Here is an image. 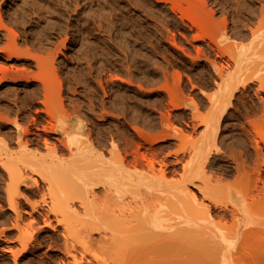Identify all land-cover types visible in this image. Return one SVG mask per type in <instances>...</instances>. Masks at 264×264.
<instances>
[{"label": "bare ground", "instance_id": "obj_1", "mask_svg": "<svg viewBox=\"0 0 264 264\" xmlns=\"http://www.w3.org/2000/svg\"><path fill=\"white\" fill-rule=\"evenodd\" d=\"M140 1L135 4H137L140 11L147 18H157L158 15H156V8L159 7V5H161L163 9L165 8L164 10L168 8L167 11L169 10L173 12V14L178 13L177 15H179V20L176 21V23L179 22L178 26L180 29L187 28L189 30L193 29L194 27H198L197 32L198 30L200 31L199 33H197V35H194L196 33H193L192 36H194V38L191 36L193 40L204 41L207 46L206 47L204 45V47H206V50H208L207 48H209L211 51H216L215 53L218 55V57L222 59L223 57H228V59H224L226 64H223L219 62L218 59H213L211 58V56L206 54L204 52L205 48L202 49L201 46H199L200 48L196 46V51L198 53V55L196 56L199 57V59L201 57H204V59L206 60L205 62H208L209 65H211L210 73L211 78H213L212 80H214L213 83H217L216 78L222 79L223 82V85L221 86V93L217 95V97L211 96V103L213 104L214 109L211 114H209V117H199L201 119L200 122L198 121L199 118L194 116V120H197L198 123L200 122L202 126L205 127L206 134L203 132L204 137L207 138L205 141H208V139L211 138V151H208L209 143H207L208 145L206 144V146H204L206 142L202 140L203 144H201L204 146V148L202 145L199 148L197 147L198 149H196L195 153L193 152L195 156H191L194 161H196L194 162L193 159H191L190 157V160H188L187 164L183 165L185 168L184 170L186 172L188 170L191 177H189L188 179L186 178L185 180L183 179V181L180 180L179 183L175 184L169 190L168 199L166 201L153 204L149 203L140 206L137 202L134 201V199L127 200V195L135 193V191L141 186V183L136 182V179L133 178L134 169H137L139 166H147L154 173V179L157 180L160 177H165L166 169H164V166L167 165L166 161L168 159L167 157H164L162 160L157 158L158 154L156 152H158L157 150L159 149H155L156 144L154 143L161 141L165 144L164 141L178 139L181 137L183 130L180 126L175 125V123L173 124L171 122L172 120L169 119V116L166 117V115H164L163 113V115L161 114L162 119H160L162 120L164 127H162V131H164L162 132L160 130V134H148L143 129H141L142 125L134 126V124L132 123L139 122L137 116H139L140 114H137V116L133 115V111H131L132 106L130 107L128 104L129 98L127 96H124L123 94V97L122 95H120L121 97L118 96V99H116L115 96L114 98L111 97L112 101L110 100V108H115L117 111H119L118 113L113 112L114 110H112V112L110 111V109L106 110V106H108L106 100L109 99L107 98L109 97L107 95V91L105 92V98H102V101H100L102 102V108L104 109H100L101 111H104H102L103 114L101 112L102 115L99 114V112H94L96 109L94 107V101L91 97L89 103L86 104H79L77 102V98L72 99L71 97L70 100L67 99L69 100L68 103V101L63 98L62 93L63 90H65V83H67L66 85H68V88L71 89L70 84H72V81H74L75 78L72 75L73 72L70 73V71L73 69L74 66H72V69L69 72L66 70L67 73H64V78H61L62 72H58L60 74H57V60L59 54L63 53V49H66L67 47V36L69 35L66 34L67 36H65V39L60 38L62 40L58 41V38L56 40L58 42H53V40L51 39L52 37L47 32L43 31L42 22L43 17L45 16L44 10L40 6L28 7L30 0H14L13 2L15 3L12 4V6L10 7L15 8L14 10H11L12 12L9 11L11 12L8 15L9 19L12 18L11 20L17 22V25H19L18 23H23L24 25L29 24V28H31L29 32H27L28 29L25 30V33H23L25 34V37L24 39H22L20 38L19 34L14 31V29L12 30L8 26V23L6 22L7 20L5 19L4 14L1 12L0 6V34H2V36L6 39L5 43L3 42L4 44L0 45L2 46L0 47V56L3 54V56L5 55L4 57H6L5 59H7L8 61L16 59L18 63L19 61H22L23 64L28 65H25L26 67H28L27 69L26 67L20 69L18 66L11 65L9 68L6 67L5 64H0V85H3V83H5L4 86H7L8 88V92L6 93H9L7 96L9 100L5 99V96L0 99V194L2 192L7 203V209H5V205H2V203L0 202V224H7V226L4 227L3 225H1L2 229L0 227V239L9 240L11 235L17 236V241L20 242L19 244H21L22 248L14 250L9 246V248L7 249L13 253L16 262L21 259L20 255H23L24 251L27 252L30 250L29 254H34L36 251H38V249H41L40 247L44 243L45 238H47L46 236H44L46 228H43V226H39L40 224L37 222V218L40 216L44 218V227H51L54 231L61 232V236H63L65 242H67L65 246L66 248L62 250L63 256H61L59 264H68L69 262H72L73 264H112V261H114L113 264H115V261L117 260L122 261V264L129 263L130 261L135 260L140 256H146L150 253L153 247H156L158 245H162L159 249L160 251L156 250L158 252L154 254H149L150 257L147 259L146 262L144 261L145 264H218L219 262H223L227 259H229L228 264H238L239 257L240 259H242L241 255L245 252L244 249H246L245 245L247 244V238L249 236V227L246 222V217L248 216L247 205L243 203L244 199L238 190L232 189L231 191L230 189L229 194L232 195V199L234 202L231 205L232 208L229 207V209L231 210H229L227 204L220 197V195L222 194V190H220V188L218 190L217 188L215 189L214 187H212V180H219L222 175L223 180L224 175H227L229 172L228 169H231H227L225 167L226 165L221 166L219 164L221 163L219 162V160L221 158H225L227 161L226 157L231 158V155L228 156V154H230L234 149H232L229 153L225 151V153L220 154V149L219 145L217 146V142L219 139H221L222 141H224L225 139L221 137L223 132L222 128L224 126V122L231 115V109L235 108L234 100L240 98H237V93L241 89H243L246 93V91H248V89L255 82V80L260 81V86L258 85L259 88H257L258 86L256 87L255 93L259 96L261 92H264V80H262L264 77V51L260 53V56L257 61L247 62L246 59L242 56L243 54L247 53L246 48H241L239 51L237 48H235L237 47L239 41H243L249 36L253 39H257L259 37L264 36V0H142L141 3ZM209 1H211V3L213 4V7L209 3ZM19 3L21 5L22 10L20 8ZM92 3H97L95 5H100L101 0L66 1L65 5H68V9L73 10V16L75 15V18H67L68 20L70 19L68 22H70L71 24H73V26L76 27L75 32L77 31L79 33L82 31V26L86 24V22H84V19L88 16L89 12H91L92 10L94 11V9H91ZM209 4L211 7L209 6ZM97 7L98 6H95L93 8L98 9ZM101 7L99 9H101ZM16 8L21 11L18 12ZM108 8L110 7L108 6ZM106 9L107 8H105V10ZM24 10H26V14ZM97 12L100 13L99 10ZM107 13H104L105 16L107 15ZM164 13H162V15ZM99 15L98 18H100ZM162 15L160 14L159 16ZM100 16L102 17V14ZM112 16L111 19L109 18V20L111 21L113 19ZM163 19L160 20L163 21ZM104 20L105 17L103 21ZM158 20L159 18L154 20L155 22H157V24L153 23L157 27L155 28L156 30H154L156 31L154 32L155 34L160 29L157 26L159 22ZM166 20L169 21V18L165 17V22ZM98 21H100L99 24H104L101 23V20ZM118 21H121V19L119 18ZM95 23L97 22L95 21ZM255 24L258 27L261 26V28L259 27V30H255L254 28H257H253V25ZM102 25L101 27L103 28ZM222 25H224V27H222ZM109 26L108 28H110ZM111 26L114 27H112L113 29L116 28L114 24ZM163 26L165 27V25L162 24L161 29ZM174 26H176V24ZM217 26H220V28H222H219V30ZM143 27L144 26H142V28ZM215 27H217L218 31H222V29H224L223 33H221L222 35L214 33L213 29ZM118 28L119 27L117 26V29ZM175 28L177 29V26ZM130 29L133 32V37L137 38L136 40H139L141 44L144 45L148 43V37L147 34L144 33V30L141 31L142 29L138 28L135 25L131 26ZM195 29L194 31H196ZM120 30L121 29L119 28L118 31ZM101 33L103 34V32ZM77 34L76 36L74 34L72 35L77 38V36H79ZM162 34L164 35V33ZM172 34L175 33L172 32ZM184 34L185 36L182 35V37L184 36V38H186L188 34ZM215 34L218 35L216 36ZM81 36H83L84 38V36L87 35L85 34ZM148 36H150V34ZM172 36L174 37L175 35ZM218 36L221 40H218ZM242 38L244 39L242 40ZM193 40L187 39L186 42H190ZM21 41L23 42L21 43ZM175 41L176 39H174V43L172 44L176 45L177 43ZM0 43L2 44V42ZM178 47L180 48V50L182 49L185 54L190 56L191 59H193L192 62L197 60L195 59V55L193 57L192 53L189 54L190 51L187 52L188 50L185 49L186 47H182L180 45ZM194 49L196 48L194 47ZM106 50L107 49H105L104 51L108 52ZM210 50L208 53H210ZM76 51L78 52V50ZM134 53L131 56L132 61L136 59V54ZM254 53H256L257 55V51H254ZM83 56L84 55H82V57ZM113 57L115 56L112 55V58ZM115 59L117 60V56ZM168 63H170V61ZM64 64L66 65V63ZM92 65H89L88 67L85 66L86 68L82 69L86 70L87 73L92 72L93 75V73L95 72L93 69L95 68H93L94 65ZM118 65L119 64L117 63V66ZM130 65H127L125 67H128L130 69L129 72L131 73L132 71ZM133 65L134 62L132 66ZM29 66L30 68H36V71H38V73L35 74L33 72L35 74L34 76H32L33 74H30L31 76H28L26 72L28 71V69H30ZM75 67L77 68L78 66L76 65ZM70 68L68 66V69ZM97 68H99V64ZM108 68L110 69V67ZM128 68L125 69L128 70ZM109 69L107 71H116L115 69V71L113 69ZM156 69H158V67H156ZM238 69L239 71H241V76L239 80L230 81L229 77L232 73L231 71H237ZM33 71H35V69H33ZM47 71L48 75H44V72ZM80 71L77 74H81ZM253 71L256 72L257 76L256 74H254V76L247 77L248 72ZM31 72L29 70L28 73ZM163 73H165V75L167 74L166 71ZM77 74L75 73L74 76L76 77ZM84 75L85 73L82 76ZM107 75L108 77L110 76L109 73ZM115 76L117 75L115 74ZM108 77L106 79L111 80L108 79ZM110 78L114 79L115 77L112 76ZM119 78H122L124 83L133 86V83L131 82L132 80L125 81V78L119 76L116 79ZM79 80H82V78H79ZM75 81L77 80L75 79ZM19 82L24 83V85L23 87L21 86L22 88H20L19 90H16L17 87L15 83ZM78 83L81 82L79 81ZM82 84L85 85V81ZM140 89H142V87H140ZM102 90L104 89L102 88ZM169 90L170 89L167 88V91ZM201 92L204 95V93H206V90H204L203 88ZM245 93L244 95H247V93ZM65 101H67L68 104L65 103ZM261 101L260 102L262 103L264 109V97H261ZM240 103L243 104L242 106L244 107L245 113L244 111L240 110L241 112H239L238 115L240 118L243 117L245 119H248V115H250L251 117V114H254V111L252 109L253 113H248V111L250 112V110H247V105L244 101V98H240ZM171 104L173 106V109L176 110L181 109L183 104L185 105V103H183L180 99L174 98L173 95L171 96ZM93 113H97V117H99L98 115L102 117L104 115L108 116L110 114V118L114 119L113 122L117 121L118 119H121V114L123 115L122 117H124L123 120H125V122L129 123L133 121L131 124L129 123L130 126L133 127L131 128L135 130L139 137L150 143V154L152 153V156H148L146 153L142 152V143H140V141L136 142V140L130 137V135L128 134L129 132L127 133V131L124 132L123 130H121L123 132H120L119 128L117 127L115 130L116 135L113 133L114 131L109 132L107 131V129V133H105V131L102 130L103 128L101 129L99 127L101 121L103 122L102 118H104L105 116L102 117L101 120L99 118V120L96 119L97 121H100V123L98 122V125L97 121L93 122L92 124L88 116L91 118L90 115H93ZM148 117L149 116H147V118ZM239 117L237 118L239 119ZM145 119L146 116L144 117V120ZM250 122L251 121L246 120L244 123H242V126L239 127H242L241 129H243L244 132L251 133V129L250 127H248L250 126ZM139 126H141V128ZM109 127L111 128V126ZM127 130L129 131V129ZM243 134V136H245V133ZM239 135L241 134L239 133ZM120 139H122L123 141H121L124 145L123 150L121 149L120 144L118 142ZM237 139H239V136ZM238 142H240L241 145H244L242 144L244 143V141ZM227 145L228 144H226V146ZM231 145H228L227 147H231ZM260 145L258 143L254 145L257 156L255 155L256 157L253 158L261 160H253V162L255 161L259 167L256 166L257 164H253V166L255 165V168L253 167L252 171L258 169V174L260 172V176H263L264 151L261 148L263 146ZM214 146L216 147V152L215 150L213 152ZM143 147H145L146 149V146ZM203 150H205V152ZM235 150L233 152L237 153L236 155L238 156H235L237 157L236 159H238L240 158L239 154L241 151L243 154V150H239V153L235 152ZM175 154V159H173L171 162L173 165L176 166L182 162V158L179 157L178 152H176ZM218 156H220V158ZM236 159L234 160L233 158V161L237 162V165L235 164V166L238 167L235 169L239 170V174L243 171L245 172L250 169L249 172L247 171L246 176H248V173L251 172V167H248L249 164L247 163V160L244 158L247 164L244 163L242 165V162H240L239 159ZM244 159L242 158L241 161H243ZM200 160L203 162H201ZM189 161H193V164H191ZM157 163L162 166L160 169L157 168ZM201 165L202 167H204L205 170L201 168ZM244 165L245 167L247 166L249 169L247 167V169H244ZM207 166H210L211 168H209L211 170V188L205 181L201 179L200 172H210V170L207 169ZM242 167L244 168L242 169ZM240 168L243 170L242 172ZM238 172H235L236 176H238L237 178L239 182H237L241 183V181L243 180H240L239 177L242 179L243 174L245 175L246 173L243 172L241 177V175L239 176ZM232 175L234 176V174ZM246 176L243 177L245 180H247L245 178ZM257 178H259V176ZM257 178L255 180L253 179L254 183L258 181ZM197 179H199V181L201 180V184L196 183V181L198 182ZM260 179L263 182V184H261L262 182L260 181V186L263 189H257L261 190L259 191L261 192L259 193V234L261 238V244L258 258L259 264H264V176ZM248 182H250V180ZM258 184L259 183L254 185L255 188ZM193 188L198 189V192L195 191ZM43 189L49 194L50 197V200L48 199L49 202L47 201L48 203H45L46 207L44 205V207H41L40 203L42 201L39 203L36 200H33L34 197H37V193L39 194L40 191H42ZM44 191H42L40 195L45 194V197L47 198L48 194ZM199 192L200 194H202V196H204L202 197L203 199L200 198ZM45 197H43V199ZM205 199H208L210 203H207ZM45 201L43 200V203ZM24 203H28V206H30L31 210L25 209V205H23ZM214 206H227V210H229V212L233 214V222L231 225V229L227 228L226 230L221 231V229H217L218 227L216 228L217 223H215L216 220L211 212ZM25 214H28L31 218L25 219ZM163 217H166L167 222L160 223L159 221ZM52 218L55 222H57V224L54 225ZM171 219L173 220V222H170ZM233 229L235 231H232ZM227 231H229V233ZM32 241H35V243L33 244ZM0 242L2 241L0 240ZM177 245H181L182 247L184 246L185 250L178 253H173V248ZM78 246L84 249H88L91 246H97L103 251V253H101L106 254V257L108 255L109 258L107 257L108 259H106L105 255L103 258L101 254L99 255L97 253L93 255V259L86 258L85 255L79 256V249H77ZM241 251L244 252L242 253ZM46 254L49 256L50 253L47 252ZM22 257L23 259H25L26 256ZM109 259H111V261Z\"/></svg>", "mask_w": 264, "mask_h": 264}, {"label": "rangeland", "instance_id": "obj_2", "mask_svg": "<svg viewBox=\"0 0 264 264\" xmlns=\"http://www.w3.org/2000/svg\"><path fill=\"white\" fill-rule=\"evenodd\" d=\"M8 1L9 0H3V1L0 0L1 12L4 14V17L7 20L6 22L8 23V26L12 30L14 29V31L19 34L20 38L24 39L25 34H23V33H25V30H27V29H28L27 32L30 31V29H31V28H29L30 25L29 24L24 25L23 23H18L19 25H17V22H14V20H11L12 18L9 19V17H8L9 13H11L12 12L11 10H14V8H15V7L13 8L10 6H12V4H14L15 2H13L14 0H10L9 1L10 3H9ZM66 1H68V0H30V3L28 4L29 5L28 7L40 6L44 10L45 16L43 17V22H42L43 23L42 24L43 31L47 32L52 37L51 39L53 40V42L56 43V42L62 40L60 38L65 39V36H67L66 34L69 35V36H67L68 37L67 47H66V49L65 48L63 49L64 54L63 53L59 54L60 58L58 57V60H57L58 61V63H57L58 65L56 64L57 65V74H60L62 72L61 78H64L63 77L64 73H67V71L69 72L72 69V66H74L73 69L70 71V73L73 72L72 75L77 81H75V79H74V81H72L73 85L70 84L71 89H69L68 85H66L67 83H65V85H64L65 90H63V93H62L63 98H65V100H67V99L70 100L71 98L72 99L77 98L78 99L77 102L79 104H81V103L86 104V103H89V100L91 97L94 101V104H95L94 107L96 110L94 112H97V113L99 112V114H101V112L104 109L102 108L103 105L101 104L102 102H100V101H102V98H105V92L107 91V93H108L107 95L109 96L107 98H109V99L106 100L107 105H108V106H106L107 107L106 110L110 109L111 112H112V110H114L113 112L118 113L119 111H117L115 108H113V107L110 108V106H111L110 100L112 101V98H114L115 96H116L115 98L118 99V96L121 97L120 95L123 94L124 96H127L129 98L128 104L130 107L132 106L131 111H133V115L137 116V114L138 115L140 114L139 116H137L139 122H133L132 121L133 123L129 122L130 124L132 123V124H134V126L135 125H142V128H141V126H139V127L141 129H143L146 133H148V134L154 133V135H157V133L160 134L162 129L164 128L162 120H161L162 119L161 114L163 113L164 115H166V117L169 116V119L172 120L171 122L173 124L175 123V125L180 126L181 129L183 130L181 137L178 139H171L169 141H164L165 144L161 141L154 143V144H156V147L154 145L155 149H159V150H157L158 152H156L158 154L157 158L162 160L164 157H167V159H168L166 161L167 165L164 166V169H166V174H165L164 178L160 177L157 180L154 179V173L147 166H139L137 169L133 170V178L136 179V182H140L141 186L135 191V193H131L130 195H127V200L134 199V201L137 202L140 206H143V205H146L149 203L153 204V203L164 202L168 199L169 190L175 184L179 183L180 180L183 181V179L185 180L186 178L188 179L189 177H191L189 171L187 170V172H188V174H187V172L184 170L185 168L183 165L187 164V162H188V160H190L191 156H195L194 153H195L196 149L201 147V145L203 144L202 140L205 141L207 139L203 135L206 132V130H205V127L202 126V124L200 123L201 119L199 117H202V118L209 117V114H211V112L214 109L213 104L211 103V96L217 97V95H219L221 93V89H222L221 86L223 85L222 79L216 78V77L215 78L217 80V83L216 84L213 83L214 80H212L213 78H211V73H210L211 72L210 71L211 65H209L208 62L207 63L205 62L206 60L204 59V57L203 58L201 57L199 59V57L196 56V55H198V53L196 51L197 47L201 46L202 49L205 48L204 52L206 54L211 56V58H213V59H218V61L223 63V64H226L225 60L228 59V57H223V59H222V58L218 57V55L215 53L216 51H214V50L211 51L209 48H207L208 50H206L207 46H206V43H204V41L193 40V38H194V36H192L193 33H196L194 35H197V33H199V31H200V30H198V32H197L198 27H194L193 29H189L190 32L192 30L191 34L187 28L180 29L178 26L179 22L176 23V21L179 20V18H178L179 15H177L178 13L177 14L174 13L176 15V17H175L173 12H171L169 10L167 11L168 8L166 10H164L165 8L163 9L161 7V5H159L160 8L159 7L156 8V11H157L156 15H158L157 18H159V20H158L159 22H158L157 26L160 28L159 31L160 30L164 31V32L160 31L161 34L164 33V35L162 34L163 36L160 34V32L158 30H157L158 32L156 34L154 33V32H156V31H154V30H156L155 28H157L156 25H154V24H157V22H155L154 20L157 18L156 17H148L147 18L140 11L137 4H135V3H138L140 0H136V1L135 0H101V4L100 3H98V4H100L102 7L100 5H95L97 3H92L91 9H94V11L92 10L91 12L88 13L89 19H88V16L84 19L85 20L84 22H86V24H84L82 26V31H81L83 33L82 34L81 32H79V33L77 31L75 32L76 27L73 26V24H71L70 22H68L70 19L75 18V15L73 16V10L68 9V5H65ZM130 1H132L133 4ZM141 1H140V3H141ZM6 2L8 5L6 4ZM130 3H131V6H130ZM209 3L213 7V4L211 3V1H209ZM210 4H209V6H210ZM19 5H20V3H19ZM95 6H98L97 7L98 9L93 8ZM108 6L110 8H108ZM100 7H101L102 11H101V9H99ZM20 8H21V5H20ZM105 8H107V9L105 10ZM137 8H138V10H137ZM16 9L18 10V12H20L22 10V8H21V10H19L18 8H16ZM89 9H87V10H89ZM98 10L100 11V13L97 12ZM9 11H11V12H9ZM24 12L26 14V10H24ZM94 12H95V14H94ZM98 13L100 15L102 14V17ZM104 13L105 14L107 13V15H106L107 17L105 16ZM114 13L116 16L114 15ZM162 13H164V14L162 15ZM97 14L99 15L100 18H98ZM160 14L162 16H159ZM110 15L111 16L113 15L112 21L109 20V18L111 19ZM167 16H170V17H167ZM173 16H174V18H173ZM104 17H105V20H104L105 22L103 21ZM163 17H164V19H163ZM165 17L169 18V21L166 20V22H165ZM67 18H70V19L68 20ZM95 18H96V20H95ZM101 18H103V19H101ZM117 18L118 19L120 18L121 21H118ZM160 19H163V21L165 23ZM170 19L172 20V22ZM98 20H101V23H104V24L103 25L99 24L100 21H98ZM95 21L97 23H95ZM109 21H111V22H109ZM173 23H174V25L176 24L177 29L175 28L176 26H174ZM113 24L116 27L115 29H113L114 27L111 26ZM162 24L165 25V27L163 26L165 30L163 29V27L161 29ZM95 25H98V26H95ZM101 25L103 26V28L101 27ZM104 25H105V28H104ZM134 25L137 26L138 28L142 29L141 31L144 30V33L147 34V37H148L147 38V41H148L147 44L143 45L140 43L139 40H136L137 38L133 37V32L130 29V27L134 26ZM255 25H253V28L257 27V28H254L255 30H259L261 28V26H259L260 27L259 28L257 25L256 26ZM108 26L110 28H108ZM117 26L121 29L120 31H118L119 28L117 29ZM142 26H144V27L142 28ZM24 27H25V29H24ZM96 27L97 28L100 27L102 29H100V28L97 29ZM217 27H218V29L220 28V26H217ZM217 27L214 28L216 30V32L213 29L214 33H218V34L222 35L221 33H223L224 29H222V31H218ZM222 27H224V25H222ZM70 28H72V29H70ZM178 28H179V30H178ZM183 29H184V31H183ZM194 29L196 31H194ZM97 30H98V32H97ZM66 31H67V33H66ZM171 31L175 34H172ZM69 32H71V33H69ZM101 32H103V34ZM179 32H181V33H179ZM183 32L186 33V35L188 34L186 36L187 39L193 40V41H190V42L188 41L189 43L186 42L187 39L184 38L185 34ZM187 32H189V33H187ZM21 34H23V35H21ZM72 34H74L75 36L77 34L79 36H77V38H76ZM85 34L88 37L84 36V38H83V36H81V35H85ZM149 34H150V36H148ZM218 34H215V35L217 36ZM172 35H175L174 37H176V38H174ZM182 35H184V36L182 37ZM119 36H120V38H119ZM85 37H86V39H85ZM249 37H247V39L242 38V40L244 39L243 41H239L240 40L239 39L238 45L235 48H237L238 51L241 48H246L247 53L243 54L242 56L246 59L247 62H255L258 60L260 53L264 51V36L259 37L257 39H253V38H251V37L249 38ZM58 38H59V40L56 41ZM87 38H88V40H87ZM218 38H219V36H218ZM4 39L5 38L2 36V34H0V42H2V44L0 43V45H3L5 43L6 39L5 40ZM174 39H176L175 42L178 45L172 44V43H174ZM86 40H87V42H86ZM218 40H221V39L219 38ZM22 42L23 41H21V43ZM78 45H79V47H78ZM85 45H86V47H85ZM93 45H94V49H93ZM179 45L182 47H186L185 49L188 50L187 52L190 51L189 54L192 53L193 57L195 55V59H197V60L192 62L193 59H191L190 56L185 54L182 51V49L180 50V48L178 47ZM204 45L206 47H204ZM81 46H83V47H81ZM0 47H2V46H0ZM194 47L196 49H194ZM104 48L107 49L106 51H108L110 54L108 52H105ZM76 50H78V52ZM84 50H86V51H84ZM209 50H210V53H208ZM98 51L100 52V54ZM254 51H257V55H256V53H254ZM96 52L98 55L96 54ZM101 52H102V54H101ZM130 52H132V53H130ZM134 52H136V53H134ZM127 53H129V54H127ZM133 53L136 54V56H135L136 59L134 61H132V59H131V56L133 55ZM73 55H74V57H73ZM82 55H84V56L82 57ZM101 55L104 57H102ZM112 55L115 57L112 58ZM128 55H129V57H128ZM4 56H3V54L0 56V59L3 60V61L0 60V64H5L6 67L10 68V66L12 65V66H18L20 69H22L23 67L25 68L26 66H28L26 64H23L22 61L21 62L19 61V63H18V61H16V59H13L12 61H8L7 59H5L6 57H4ZM86 56L88 59L86 58ZM116 56H117V60L119 59L118 61L115 59ZM79 57H81V58H79ZM96 57H97V59H96ZM101 57H102V59H101ZM69 58L71 59V61ZM107 58H108V62H107ZM126 58H128V59H126ZM59 59H61V60H59ZM65 59H66V61H65ZM112 59H114V60H112ZM87 60L89 62L90 61L91 62L89 63ZM102 60L103 61L106 60V61H104L106 64ZM122 60L124 61V63ZM67 61H68V63H67ZM111 61H113V62H111ZM114 61H115V63H114ZM119 61L121 64L119 63ZM169 61H170V63H168ZM133 62H134V65L132 66ZM64 63H66V65ZM87 63L89 65H92V64L94 65V66L93 65L92 66H93V68H95L93 70L96 73L93 71L94 73L92 75V72L87 73L86 70H83L86 68L85 66H87V67L89 66ZM117 63L120 66L119 65L117 66ZM98 64H99V68H97ZM126 64L127 65L131 64L130 65L131 71H132L131 73L129 72L130 69L128 67H125V66H127ZM62 65H64V66H62ZM76 65L78 66L77 68L79 70L75 67ZM68 66H69V68L70 67L71 68L68 69ZM95 66H97V67H95ZM108 67H110V69ZM124 67L126 69L128 68V70H126ZM156 67H158V69H156ZM27 68L28 67H26V69ZM29 68H30V66H29ZM116 68H118V69H116ZM33 69H35V71H33ZM75 69H77V70H75ZM108 69L109 70L115 69L116 71L115 70H114L115 72L107 71ZM29 70H30V72L31 71L32 72L28 73ZM36 70L37 69L33 67V68L28 69V71L26 73L28 76H31L32 74H33L32 76H34L35 74L38 73V71H36ZM74 70H75V72H74ZM80 70H83V71H80ZM104 70L107 72H105ZM164 70L167 72V74H166L167 76L165 75V73H163V72H165ZM63 71H65V72H63ZM79 71L81 72V74H77ZM58 72H60V73H58ZM231 72L232 73L229 77V80L230 81L239 80V78L241 76L240 75L241 71H239V69H238L237 71L234 70ZM253 72H248L247 77L254 76V74H256V72H254V73ZM47 73H48V71L44 72V75L45 74L48 75ZM75 73L77 74L76 77L74 76ZM84 73H85V75L82 76ZM103 73H105L107 77H108L107 74L109 73L110 76L108 77V79H111V80H107L106 79L107 77ZM115 74L117 76H115ZM94 76H95V78H94ZM112 76H114L115 78L114 79L110 78ZM118 76L125 78V81H127V80L131 81L132 80L131 82L133 83V86L124 83L122 78L116 79ZM256 76H257V74H256ZM83 77L85 78V80ZM79 78H82V80H79ZM86 79H87V81H86ZM104 79H105V81H104ZM112 79H113V81H112ZM83 80L85 81V85L82 84V83H84ZM262 80H264V77ZM79 81L81 83H78ZM100 81H102V82H100ZM107 81H109V82H107ZM113 82H114V84H113ZM100 84H102V85H100ZM4 85H5V83H3V85H0V92H1L0 93L1 94L0 99L3 98V96L6 97L5 99H8L7 96L9 93L8 94L6 93V92H8L7 91L8 88H7V86H4ZM15 85L17 87L16 90L17 89L19 90L20 88L23 87L24 83L19 82V83H15ZM86 85H87V87H86ZM258 85L260 86V81L255 80V82L251 85V87L248 89V91H246L247 95H244L245 91L243 89H241L237 93V98L238 97H240L241 99L244 98V101L247 105V110H250V112L248 111V113H253L252 112V109H253L254 114H251V117H250V115L247 114L249 117L248 118L249 120L245 119L243 117H241L242 118L241 119L238 114H239V112L244 111V107L242 106L243 104H241L242 100H241V103H240V98L234 100V104H235L236 109L235 108L231 109V115L224 122V126L222 128L223 132H222L221 137L225 138L224 139L225 142L222 141L221 139H219L217 142V146L219 145V149H220L219 153L220 154L225 153V151L229 153V152H231L232 149H234V150L236 149L235 152H238L239 150H243V154L245 156L242 154V151L241 152L239 151L240 152V154H239L240 158L243 156L242 158L243 159L245 158L247 160V163L249 164L248 167L249 166L251 167V172L248 173V176H246L247 171L248 172L250 171V169H249L250 167L248 168L246 166L249 170L244 172L242 169L245 167V165H244V167H242V169L240 168V170H241V172L243 171L244 173H246L245 175L243 174V177L246 176L245 178L247 180H248L249 174H250V178H251V179L249 178L250 182H248L249 180L247 181L242 177L243 172L239 174V172H238L239 170L235 169L238 167L235 166V164L237 162L233 161V158L235 160L237 158L236 156H238V155H236L237 153L233 152L234 150L232 151L233 153L231 152L233 155L231 153L230 154L227 153L228 156L231 155V158L226 157L227 161L225 158H223V159L221 158L222 160L221 159L219 160V162H221V163H219L221 166L226 165L225 167L227 169L231 168V169H228L229 170L228 174L224 175L223 180H222L223 175H222V177H220L221 180L220 179L219 180L218 179L212 180V187H214L215 189L217 188L218 190L220 188V190H222V194L220 195V197L227 204L228 209H229V207L232 208L231 205L234 202L232 199V195L229 194L230 189H231V191H232V189L238 190L241 193V195L244 199L243 203L246 204L247 208H248V210H247L248 216L246 217V222H247L248 227H249V236L247 238V244L245 245L246 246V249H244L245 252L243 251L244 252L243 253L241 251L243 253L241 255L242 259H240V257H239L238 264H241V262H242V264H259L258 256H259V250H260V244H261V241H260L261 238H260V234H259L260 233L259 232L260 231V229H259L260 228L259 227L260 226V208H259L260 207L259 206L260 194L259 193H261V192H259V191H261L263 189L260 186L261 184H263V182L260 178H263L264 175L260 176V172H259V174L257 172L258 169L252 171V168L257 164L255 161L253 162V160H258V161L261 160V159L253 158V157L257 156L254 145L256 143H258L259 145L261 144L260 146H263L261 148L264 151V112H263L264 109H263V105L261 103L262 102L261 97H264V92L263 93L261 92V94L259 96L255 93L256 87ZM1 86H4V87H1ZM90 86L92 87L93 90L91 89ZM114 86H116V87H114ZM259 86L257 88H259ZM5 87H6V89H5ZM66 87H67V89H66ZM76 87L77 88L79 87V88L77 89ZM124 87H125V89H124ZM140 87H142L143 91H142V89H140ZM166 87L169 88L170 90L167 91ZM102 88L105 91L102 90ZM203 88H204V90H206V93H204V95L201 92V90ZM254 88H255V91H254ZM111 89H112V91L114 89V91L112 92ZM85 90H87V91H85ZM170 92L172 93L174 98L180 99L183 103H185V105L187 107L183 104L181 109H179V110L173 109V106L171 104V96L172 95ZM123 95H122V97H123ZM169 95H171V96H169ZM69 100H67L68 103H69ZM67 101H65V103H67ZM83 102H85V103H83ZM101 108L103 109L102 111L100 110ZM259 109L262 111H260ZM237 110H239V111H237ZM103 112H102V114H103ZM97 113H95L96 115L93 113L94 116L89 114L91 116V118L88 116V118L92 124H93V122H96L99 119L101 120V118L105 116L104 118H102L103 122L101 121V123H100V121H97V125L100 123L99 127L101 129L103 128L102 130H104L105 133H107L106 132V129H107V131H109V132L114 131L113 133L116 135L115 130L117 127L119 128L120 132H123V131L126 132L127 131V133L129 132L128 134L130 135V137H132L134 140H136V142L140 141V143H142L143 146H146V149L149 148L148 150H146L145 147L141 146L142 152L146 153L148 156H152V153L150 154V152H151L150 151V143L143 140L141 137H139V135L135 132V130L132 129L133 127L130 126L129 123L125 122V120H123L124 117H122L123 116L122 114L120 117L121 119H118V120L116 119L118 122L117 121L113 122L114 119L110 118L111 117L110 114L108 116L104 115L102 117L100 115H98L99 117H97ZM244 113H245V111H244ZM145 116H146L147 120L146 119L144 120ZM147 116H149V117L147 118ZM194 116L199 118V120H198V121H200L199 123L197 122V120H194ZM237 117H239V119ZM91 119H92V121H91ZM242 120H243V122H242ZM246 120L251 121L250 122L251 124L249 123L250 126H248L251 129V133L244 132L243 129H241L242 127L241 128L239 127V126H242V123H244ZM160 122L162 123V125ZM196 123H197V125L198 124L199 125L197 126ZM114 124H116V125H114ZM108 125L111 126V128ZM125 127H127V128H125ZM110 129H112V130H110ZM127 129H129V131ZM121 130H123V131H121ZM252 131H253V133H252ZM242 132L245 133L246 137L243 136L244 134ZM239 133L241 135H239ZM249 134H251V135H249ZM152 136H153V134H152ZM238 136H239L240 140L237 139ZM248 136H250V137H248ZM241 137H242V140H241ZM245 138H248L249 140L245 139ZM210 139H208V141H205L206 143L204 144V146H206V144L209 143V150L208 151H211V140ZM121 141H122V139H120L118 142L120 144L121 149L123 150L124 145L122 143L123 141L122 142ZM238 141H242V142L244 141V143H242L244 145H241V143ZM223 142H224V144H223ZM253 142H254V144H253ZM226 144L231 145V147H227L228 145L226 146ZM251 144H253V145H251ZM204 146H203V148H204ZM243 146H244V148H243ZM251 146H253V147H251ZM251 148L252 149L254 148V149L252 150ZM144 150H146V151H144ZM205 150H203V151L205 152ZM214 150H215V152L217 151L215 146L213 147V152H214ZM176 152H178L179 157L182 158V162L175 166L172 164L171 161L173 159H175V156H176L175 153ZM192 153H193V155H192ZM252 153H254V154H252ZM213 154H215V153H213ZM247 156L248 157L251 156V157L248 158ZM218 157L220 158V156H218ZM240 158H238V159L240 162H242V165L244 163H246L245 159H244L245 161L243 160L244 161L243 162V161H241L242 158L241 159ZM191 159H193V158L191 157ZM202 159H204V158H202ZM238 159H236V160H238ZM248 160H250V161H248ZM193 161H194V159H193ZM193 161H191V162L189 161V162L191 164H193L192 163ZM184 162H186V163H184ZM201 162H203V161H201ZM191 164H189V165H191ZM251 164H252V166H251ZM253 164H255V165L253 166ZM233 166H235V167H233ZM256 166L259 167L258 164ZM161 167L162 166L157 163V168L160 169ZM246 167L244 169H247ZM201 168L204 169V167H202V165H201ZM209 168H210V166H207L208 170L211 169V168L210 169ZM234 170H237V171H234ZM235 172L236 173L238 172L239 176L241 175L242 179L240 177H239V179L243 180V181L245 180L244 183H243V181H241V183H238L239 182L238 178H237L238 176H236ZM200 173H201V179L203 181H205L208 184V186L211 188V170H210V172L207 171L206 173H203V172H200ZM256 173H257V176H256ZM232 174H234V176ZM185 176H187V177H185ZM258 176H259V178H257ZM254 177H255V179L256 178L258 179V181H256V183H254V181H253ZM197 180H198V182L196 181V183L201 184V180L200 181H199V179H197ZM257 183H259V184L256 185L257 187L255 188L254 185ZM215 185H217V186L219 185V186L217 187ZM258 188L259 189L261 188V190H257ZM193 189L198 192V189H196V188H193ZM42 191H44V189ZM42 191H40L39 194L37 193V195H36L37 197H34L35 199L33 198V200H36L39 203L42 201L40 203L41 207H44V206L46 207L45 203L49 202L50 197L46 191H44V192L48 194V195L46 194L47 198L45 197L44 193H43L44 195H40L42 193ZM0 195H3L2 192ZM199 195H200V198L204 197V196H202V194H200V192H199ZM42 196L45 197L46 199L45 198L43 199ZM43 200L44 201L46 200V201L43 203ZM205 201L207 203H210V201L208 199H205ZM0 202L2 203V205H5V209H7V205H6L7 203L5 201L4 195L0 196ZM1 203H0V205H1ZM23 205H25V207H24L25 209L31 210L30 206H28V203H24ZM227 206H218V207L214 206L211 210L212 215L214 216V218L216 220L215 223H217L216 224L217 226L216 225L215 226H216V228L218 227L217 228L218 230L221 229V231L226 230L227 228L231 229V225L233 222V214L229 212V210H231V209L227 210V208H226ZM142 208H144V207H142ZM26 218L28 219L31 217L28 214H25V219ZM37 219H38L37 222L40 224L39 226H41V227L43 226V228H46V232L48 231L47 233L44 232L45 233L44 236H46L47 238H45L44 243L40 247L41 249H38V251H36L34 254H31V253L29 254L30 250L27 252L24 251L23 255H20L21 259H19L16 262L13 253L7 249L9 248V246L11 248H13L14 250H16L18 248L19 249L22 248L21 244H19L20 242L17 241V238H16L17 236L11 235L9 238L10 241L6 240V239H3V240L0 239L2 241V242H0V264H59V261L61 260V256H63L62 250H64L66 248L65 246H66L67 242H65L64 237L61 236V234H60L61 232L54 231L51 227H47V226L44 227L45 224H44V220H43L44 218L43 217L40 216ZM159 222L160 223L167 222L166 217L161 218V220ZM170 222H173V220L171 219ZM53 223H54V225L57 224V222H55L54 219H53ZM1 225H3V227L7 226V224L1 223L0 227H1ZM1 229H2V227H1ZM232 231H235V230L233 229ZM227 232L229 233V231H227ZM11 238H12V240H11ZM32 243L34 244L35 241H32ZM161 246L162 245H158L156 247H153V249H152L153 251L151 250L149 254H152V253L154 254V253L158 252L156 250H159ZM78 247H77V249H79V252H78L79 256L85 255L86 258L93 259L94 258L93 255L95 253H97L99 255L101 254L103 258H104V255L106 257V254H102L103 251L101 250V248H98L97 246H91L88 249H84L82 247L78 248ZM154 249H155V251H154ZM184 250H185L184 246L182 247L181 245L180 246L177 245L173 248L172 252L178 253V252H181ZM45 252L46 253L49 252L50 253L49 256ZM149 254H147L146 256L143 255V257L140 256V257L136 258L135 260L130 261L129 263H123V264H141V263L145 264L144 261L146 262L147 259L150 257ZM22 256H26L25 259H23ZM107 257L109 258L108 255H107ZM107 257H106V259H108ZM109 260L111 261V259H109ZM242 260H244V261H242ZM118 261L119 260L115 261V264H122V261H119L120 263ZM113 263H114V261H112V264ZM228 263H229V259L224 260L223 262H219L218 264H228ZM68 264H73V263L69 262Z\"/></svg>", "mask_w": 264, "mask_h": 264}]
</instances>
